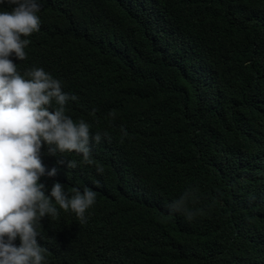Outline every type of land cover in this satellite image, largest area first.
<instances>
[{
	"label": "trees",
	"instance_id": "16d2710c",
	"mask_svg": "<svg viewBox=\"0 0 264 264\" xmlns=\"http://www.w3.org/2000/svg\"><path fill=\"white\" fill-rule=\"evenodd\" d=\"M39 2L10 58L61 81L65 114L102 137L92 164L41 149L48 192H96L85 223L58 205L41 220L45 264H264V0ZM182 197L191 219L168 208Z\"/></svg>",
	"mask_w": 264,
	"mask_h": 264
},
{
	"label": "clouds",
	"instance_id": "9594fccd",
	"mask_svg": "<svg viewBox=\"0 0 264 264\" xmlns=\"http://www.w3.org/2000/svg\"><path fill=\"white\" fill-rule=\"evenodd\" d=\"M0 3L11 6V11L0 12V264H45L47 250L37 240L41 220L56 217L58 205L85 223L96 192L87 187L83 192L74 189L69 197L60 182H54L48 192L41 177H54L57 169L46 172L41 149L47 145L51 156L75 152L82 155V163L92 164L91 146L99 144L102 137L99 132L92 135L85 121L76 123L65 114V105L76 97L63 92L61 81L42 68L27 71L25 78L10 58H27V37L41 26L39 0ZM65 159L58 157L57 163L63 164ZM67 167L75 169L77 162L67 159ZM103 171L97 167V172ZM168 208L192 218L183 197ZM17 237L19 246L14 243Z\"/></svg>",
	"mask_w": 264,
	"mask_h": 264
}]
</instances>
